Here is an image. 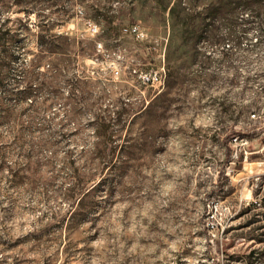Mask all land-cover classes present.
Listing matches in <instances>:
<instances>
[{"label":"rangeland","instance_id":"rangeland-1","mask_svg":"<svg viewBox=\"0 0 264 264\" xmlns=\"http://www.w3.org/2000/svg\"><path fill=\"white\" fill-rule=\"evenodd\" d=\"M262 107L264 0H0V264H264Z\"/></svg>","mask_w":264,"mask_h":264},{"label":"built area","instance_id":"built-area-1","mask_svg":"<svg viewBox=\"0 0 264 264\" xmlns=\"http://www.w3.org/2000/svg\"><path fill=\"white\" fill-rule=\"evenodd\" d=\"M92 19V18H91ZM93 20V19H92ZM89 26L97 31L101 29L100 25L96 21H89ZM129 33L137 40L144 41L148 38V32L138 23L132 24L129 28ZM150 50L156 51L158 53V56L161 58L160 65L155 69L151 71H141L139 72L138 69H134V72L140 77L142 82L146 85L151 86H163L167 79V69H166V46H160V43L158 41L152 43L151 45H148ZM103 43L101 41L96 42V49L102 50ZM115 75L120 74V70L116 68L114 70ZM251 117L254 119H264V107L259 108L258 110H255L251 113ZM237 139V137L235 138Z\"/></svg>","mask_w":264,"mask_h":264}]
</instances>
